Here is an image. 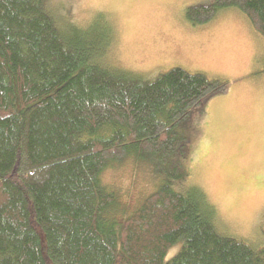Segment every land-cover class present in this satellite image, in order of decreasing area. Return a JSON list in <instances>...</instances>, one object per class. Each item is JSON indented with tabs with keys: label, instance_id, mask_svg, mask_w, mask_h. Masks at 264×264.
I'll return each mask as SVG.
<instances>
[{
	"label": "trees",
	"instance_id": "trees-1",
	"mask_svg": "<svg viewBox=\"0 0 264 264\" xmlns=\"http://www.w3.org/2000/svg\"><path fill=\"white\" fill-rule=\"evenodd\" d=\"M46 4L0 0V264H264V249L217 230L178 132L228 83L121 69L107 20L60 27ZM228 8L264 38V0H215L188 18ZM109 171L136 190L120 194Z\"/></svg>",
	"mask_w": 264,
	"mask_h": 264
},
{
	"label": "rangeland",
	"instance_id": "rangeland-1",
	"mask_svg": "<svg viewBox=\"0 0 264 264\" xmlns=\"http://www.w3.org/2000/svg\"><path fill=\"white\" fill-rule=\"evenodd\" d=\"M215 0H47L61 27L108 21L112 64L154 80L172 68L225 80L180 124L189 136L190 181L203 189L216 212V227L264 249V38L236 8L193 24L188 11ZM120 194L136 190L130 176L108 172ZM130 195L127 196V198ZM181 241L172 245V258Z\"/></svg>",
	"mask_w": 264,
	"mask_h": 264
}]
</instances>
